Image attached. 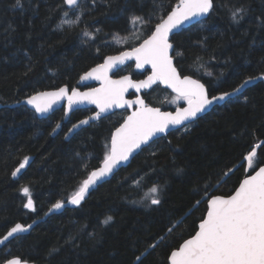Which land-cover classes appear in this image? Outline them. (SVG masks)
I'll use <instances>...</instances> for the list:
<instances>
[{
    "label": "trees",
    "instance_id": "16d2710c",
    "mask_svg": "<svg viewBox=\"0 0 264 264\" xmlns=\"http://www.w3.org/2000/svg\"><path fill=\"white\" fill-rule=\"evenodd\" d=\"M213 1L208 18L183 29L173 42L181 74L201 80L210 95H217L264 74V0ZM177 2L84 0L80 23L61 29L62 0H21L22 7L16 0H0V102L9 105L0 108V236L69 199L87 173L100 166L111 134L125 117L116 113L66 140L69 126L91 110L76 111L68 124L63 110L39 119L20 104L22 99L75 87L84 72L124 49L113 41L132 35L130 16L151 19L141 25L142 35H149ZM241 7L243 18L234 22L231 14ZM85 31L95 38L85 39ZM174 96L161 86L145 94L149 104L167 110L177 107L171 104ZM256 145L255 168L264 164V79L187 130L154 141L78 208L54 214L10 241L0 251V263L17 256L33 264H168L171 251L195 234L206 215L204 188L211 185L207 196L232 194L247 174L245 157ZM25 157L30 164L16 179L12 173ZM154 185L160 189L159 205L146 199ZM23 187L30 189L35 211L24 207ZM108 216L112 220L105 224Z\"/></svg>",
    "mask_w": 264,
    "mask_h": 264
},
{
    "label": "snow or ice",
    "instance_id": "6c2138e0",
    "mask_svg": "<svg viewBox=\"0 0 264 264\" xmlns=\"http://www.w3.org/2000/svg\"><path fill=\"white\" fill-rule=\"evenodd\" d=\"M92 3H95V0H92ZM16 5L23 6L21 0H16ZM84 7V0H62V20L58 27L63 29L65 26L78 25L84 14ZM212 8L213 0H178L166 15L159 17L154 29L142 39L138 46L134 45L130 50L107 56L103 63L81 76L82 81L90 78L101 80L103 85L101 88H91L86 92H80L75 88L69 89L65 85L54 91L39 92L28 98L27 103L33 105L35 111L41 114L50 111L54 104L65 99L69 111H72L73 106L77 104H95L99 111L95 113V116L80 121V125L88 124L89 120L99 119L101 113L111 108L138 106L111 134L110 145L107 146L106 154L103 156L102 166L87 173V178L67 200L68 204L79 205L90 186L112 174L117 165L128 161L134 151L148 144L158 133H166L170 127L178 125H184L187 130L185 122L194 121L198 114L204 112L214 102L224 101L235 93H239L255 79H264V74L259 77H249L233 92L210 96L204 83L193 79L192 76L182 75L178 70L173 63L174 57L170 54L173 50L170 36L174 30L180 29L186 22L191 23L195 20L199 23V18L206 16ZM69 12L73 14L72 17L69 16ZM243 14L242 7L234 10L231 14L233 21L238 23L243 18ZM129 23L133 26L148 25L151 24V19L133 15L129 17ZM83 36L95 38L93 33L87 31L83 32ZM128 60H134L136 68L149 65L151 75L146 80L139 81H134L129 76L112 80L109 73ZM206 74L211 75V73ZM157 82L167 85L176 93L173 102L185 101L187 107H177L175 112H162L160 108L148 106L140 97L134 100L125 98L129 88H134L138 92L141 88H150ZM80 125H74V127L78 128ZM256 157L255 148L248 152L245 157L247 167L254 174L247 175L240 181L232 194L207 196L205 195L207 188L211 185L204 188L201 198L207 205L206 216L201 219L199 230L171 251L170 264H264V166L256 170L254 167ZM28 159V157L24 158L12 173L13 176L25 167ZM21 191L27 196L24 207L35 211L30 189L23 187ZM159 192L158 186H152L146 199L152 205H159L161 203ZM199 203V200L196 201L197 205ZM64 206L65 201L58 200L52 208L61 209ZM111 220L112 217L108 216L104 223L108 224ZM180 223L182 221H178L177 226ZM31 227L32 225L25 227L19 223L15 224L0 239V244L14 234L25 232ZM168 231H172V226ZM160 239L163 240L164 237ZM149 247L154 248L156 244H151ZM136 260L139 262L140 257H136ZM5 264H26V262L16 257L7 260Z\"/></svg>",
    "mask_w": 264,
    "mask_h": 264
},
{
    "label": "water",
    "instance_id": "95a60500",
    "mask_svg": "<svg viewBox=\"0 0 264 264\" xmlns=\"http://www.w3.org/2000/svg\"><path fill=\"white\" fill-rule=\"evenodd\" d=\"M213 7H214V1H213ZM212 9H213V8H212ZM211 11H212V10H211ZM211 11H210L206 16L200 17V18H199V21L201 22V21L207 19L208 16L210 15ZM196 24H197V22H196L195 20H193L191 23L186 22L184 25L181 26L180 29H178V30H174L173 34L170 36V42L173 44V50L171 51L170 54L173 55V57H174V59H173V63L176 65L177 68H178V66H177V64H176V57H175V55H174V53H175V43L173 42V38H174V36H175L176 34L180 33L183 29H187V28H189V27H191V26H193V25H196ZM141 42H142V41H141ZM137 46H138V45H137ZM130 48H131V47H129V48H124V49H122V50H120V51H123V50H130ZM120 51H119V52H120ZM119 52H117V53H113V54H109V55H117ZM109 55H107V56H109ZM107 56H106V57H107ZM106 57H105V58H106ZM103 62H104V60H103L101 63H103ZM101 63H99V64H101ZM131 63L134 64V70H135L137 73H139V74H144V73H147V72H148L147 75H146L145 77H143V78H139V79L134 78L133 75H132L131 73H127V74H124V75H121V76H115V74L118 73L119 70H121L123 67H125V66H127V65H129V64H131ZM97 65H98V64H97ZM97 65H95L94 67H96ZM94 67H92V68H94ZM92 68H90V69L87 70L86 72L90 71ZM178 70H179V68H178ZM86 72H84L81 76H83ZM149 75H151V68H150V66H149V65H145L143 68H136V67H135V61H134V60H128V61H126L124 64H120V65H118L116 68H114V69L109 73V76H110V78H111L112 80H119V79H120L121 77H123V76H129V77H131L132 80H134V81H139V80H146L147 77H148ZM182 75H183V74H182ZM189 76H190V75H189ZM80 78H81V77H80ZM192 78H193V79H196L195 77H192ZM258 80H261V79H255L252 83H249L247 86H249L250 84H253V83L257 82ZM200 81H201V80H200ZM201 82H202V81H201ZM202 83H203V82H202ZM64 86H65V85H64ZM67 86H68V85H67ZM102 86H103V85H102V81H101V80L91 79V78H90V79H86V80H83V81H82L81 79H79L77 85H76L75 87H73V88L78 89L80 92H86V91H88V90L91 89V88H101ZM156 86H161L162 88H164V89L168 90L169 92H171V93H173V94L176 95V93H175L170 87H168V86L165 85V84H162V83L157 82L156 84H153L150 88H141L140 91H138V92H137L136 89H134V88H129L128 91L125 93V98H126V99H132V100H134V99H136L137 97H140L141 99H143V100L145 101V103H146L148 106H150V107H157V108H160V110H161L162 112H175V110L177 109V107H187V103H186V102H185L184 104L180 105V106H177L175 109H168V110H167V109H163L162 107H159V106H154V105L149 104L148 101H147V99H146V97H145V94L148 93V92H150V91H152ZM205 86H206V85H205ZM247 86H245L243 89H245ZM62 87H63V86H62ZM68 87H69V89H73V88H71L70 86H68ZM239 87H240V86H239ZM57 89H58V88H57ZM243 89H241V91H242ZM54 90H56V89H48V90H41V91H38V92H36V93H34V94H32V95H29V96L25 97L24 99H22V101L20 102V104L26 106L28 109H30V110H32L33 112H35V114L37 115V117H38L39 119H45V118H48L50 115H52V114H53L54 112H56L57 110H60V109L64 108V111H65L64 122H67V121L71 118L72 114L75 113V112L78 111V110L91 109V108H94V109H95V111H94L92 114H90L89 116L83 118L82 120H86V119H89V117H93V116H95V113H96L97 111H99V109L97 108V106H96L95 104H91V103H81V104L74 105L72 111H69V110H68V107H67V100L65 99V100H61V101H59L58 103L54 104V105L52 106V108L50 109V111L41 114V113H38V112L35 111V108H34L33 105L27 103L28 98H30L31 96L36 95V94L39 93V92H47V91H54ZM241 91H240V92H241ZM230 92H233V91H230ZM240 92H239V93H240ZM239 93H235V94H234L233 96H231L230 98H232V97L238 95ZM209 95H210V94H209ZM217 95H219V94H217ZM210 96H211V95H210ZM230 98H228V99H226V100H224V101L214 102L212 105L208 106L204 112L198 114L197 118H196L194 121H191V122H185V124H187V126H188V125H191V124L194 123L197 119H199V118L202 117L203 115L209 113V112H210L215 106H217V105H223V104H224L226 101H228ZM6 106H9V105H5V104H3V103L0 102V108H4V107H6ZM137 107H138V106L134 105V106H132V107H127V106H126L125 108H118V107H117V108H111V109H109L107 112L101 113V116H100L99 119L89 120V123H88V124H84V125H80V121H82V120H80V121H78L77 123L74 124V125H80L78 128H77V127H74V125H73V126L69 129V131H68L67 134H66V140L71 139L76 133H78L79 131H81L83 128L89 127V126H91L92 124L97 123V122H99L100 120H102V119H104V118H106V117H108V116H110V115H112V114H114V113H116V112H118V111H128V114L126 115V117H127V116L130 115L134 110H136ZM126 117H125V118H126ZM125 118H124V119H125ZM123 122H124V120H123ZM123 122H122V123H123ZM122 123H121V124H122ZM119 126H120V125H119ZM119 126H118V127H119ZM184 127H185L184 125H178V126H175V127H170V129H169L166 133H158L155 137H153L152 140H150V141L148 142V144H146V145H142L140 149H137L136 151H134V152L132 153V155L129 157L128 161H123V162H121L119 165H117L116 169H114V171H113L112 174H109L108 176L103 177L102 179L98 180V181L96 182V184L90 186L88 192L85 194L84 199L81 201V203H80L79 205L68 204V203H67V200H68V199H67V200H65V206H64L63 208H61V209H53V208H52V205H53V204H52V205L48 208V210H47L46 212H44V214H43L42 216H39V217L34 218L31 222H29V223H27V224H26V223H22V222H17V223H19V224L24 225L25 227H27V225H32V227L29 228V229H28L27 231H25V232H20V233L14 234L13 237H9V239H8L7 241H5L3 244H0V250H1L4 246H6L10 241L16 239L17 237H19V236H23V235H27V234L31 233L32 230H33L38 224H40V223H42V222H45V221H46L49 217H51L52 215L63 213L66 209H75V208H78L79 206H81V205H82V204H83V203H84V202L90 197V195H91V193H92L93 191H95V190H96L100 185H102L103 183H105V182L111 180V179H112V178H113V177H114V176H115V175L121 170V168H123V167H127V166L132 162V160L134 159V157L137 156L139 153H141V152L143 151V149H145L146 147H148L149 145H151L154 141H156V140H158V139H160V138H162V137H166V136H168L172 131H175V130H177V129H181V128H184ZM61 129H62V125H59V127H56V129H55V131H54V136L57 135V134L61 131ZM114 132H115V130L113 131V133H114ZM255 150H256V152H257V147H255ZM29 164H30V160H29L28 163L25 165V167H24L23 169H21L20 172H18V173L16 174L15 178H19V177L21 176V174H22L23 172H25V170L27 169V167L29 166ZM100 166H102V163L100 164ZM100 166H99V167H100ZM262 166H264V164L258 166V167L256 168V170H258V168H259V167H262ZM99 167L95 168L94 170L98 169ZM250 174H254V172H251V170L247 167V174H246V176H247V175H250ZM246 176H245V177H246ZM245 177H244V178H245ZM244 178H243V179H244ZM223 196H228V195H223ZM30 210H31V209H30ZM31 211H32V210H31ZM205 216H206V215H205ZM17 223H15V224H17ZM15 224H13L11 227H13ZM11 227L7 230V232L11 229ZM198 230H199V225H198ZM198 230H197V231H198ZM7 232H6L4 235H2V236L0 237V239H2V238L7 234ZM191 237H192V236H191ZM191 237H190V238H191ZM190 238H188V239H190ZM12 258H16V257H11V258H9V259H12ZM18 258H19L22 262H26V264H33V263L29 262V261H25V260H23V259L20 258V257H18ZM9 259H7V260H9ZM7 260H6V261H7ZM6 261H5V262H6ZM5 262H3L2 264H5ZM168 264H170V261H169Z\"/></svg>",
    "mask_w": 264,
    "mask_h": 264
},
{
    "label": "rangeland",
    "instance_id": "374dc122",
    "mask_svg": "<svg viewBox=\"0 0 264 264\" xmlns=\"http://www.w3.org/2000/svg\"><path fill=\"white\" fill-rule=\"evenodd\" d=\"M69 16L72 17V14H69ZM131 34L132 35H130V36H118L113 41V44L116 47H120V48H126L128 45H130L131 47L134 45L137 46L142 41V39L147 36V35H145V36L142 35L140 24L133 26V30H132ZM85 39H91V38H85ZM130 71H131V68L127 67L121 73H129ZM166 98H167V95L165 94L164 95V101L166 100ZM173 100H174V98L171 100V104H173L174 106H179L181 103H185V101H179L178 103H176V102H173Z\"/></svg>",
    "mask_w": 264,
    "mask_h": 264
},
{
    "label": "flooded vegetation",
    "instance_id": "af4514ba",
    "mask_svg": "<svg viewBox=\"0 0 264 264\" xmlns=\"http://www.w3.org/2000/svg\"><path fill=\"white\" fill-rule=\"evenodd\" d=\"M127 67H129V68H131V71L129 72V73H131L132 74V70H134V64L133 63H131V64H129V65H127V66H125V67H123L121 70H119V72L118 73H116L115 74V76H121V75H124V74H127V73H121L125 68H127ZM135 71V70H134ZM136 72V71H135ZM137 73V72H136ZM148 73V72H147ZM147 73H144V74H140V75H143V76H141V77H139V78H143V77H145L146 75H147ZM139 74V73H138ZM133 75V74H132ZM134 77V76H133ZM135 78V77H134ZM139 78H136V79H139ZM149 93V92H148ZM61 110H63L64 111V108H62ZM87 110H91V112H90V114H92L94 111H95V109L94 108H91V109H87ZM65 112V111H64ZM116 113H125V117H126V115L128 114V111H118V112H116ZM116 113H114V114H116ZM89 114V115H90ZM114 114H112V115H114ZM88 115V116H89ZM112 115H110V116H112ZM109 117V116H108ZM124 117V118H125ZM107 118V117H106ZM71 119V118H70ZM70 119L67 121V122H64V123H68V124H70ZM105 119V118H104ZM103 120V119H102ZM124 120V119H123ZM123 120H122V122H123ZM101 121V120H100ZM121 122V123H122ZM120 123V124H121ZM119 124V125H120ZM60 125H62V124H60ZM74 124H71L70 126H69V129L73 126ZM117 128V127H116ZM115 128V129H116ZM69 129H68V131H69ZM114 129V130H115ZM62 130V129H61ZM55 131V130H54ZM67 131V132H68ZM67 132L65 133V138H66V134H67ZM54 134V133H53ZM15 177V176H14ZM17 179V178H16ZM29 209V208H28ZM30 210V209H29ZM31 211V210H30ZM7 232V231H6ZM5 232V233H6ZM4 233V234H5ZM1 237V236H0ZM8 246V244L6 245V246H4L1 250H3L5 247H7ZM0 250V251H1ZM11 257H17V256H10V257H8V258H6L5 260H3L0 264H2L3 262H5L7 259H9V258H11Z\"/></svg>",
    "mask_w": 264,
    "mask_h": 264
}]
</instances>
